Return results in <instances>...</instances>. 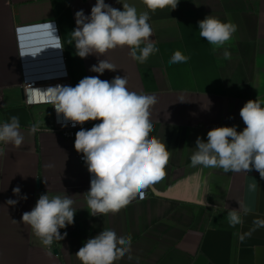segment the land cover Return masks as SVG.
I'll return each instance as SVG.
<instances>
[{
    "label": "crops",
    "instance_id": "crops-1",
    "mask_svg": "<svg viewBox=\"0 0 264 264\" xmlns=\"http://www.w3.org/2000/svg\"><path fill=\"white\" fill-rule=\"evenodd\" d=\"M121 2L138 13L149 11L142 0ZM95 3L0 0V124L18 117L25 137L19 148L7 144L0 154V264H82L76 252L103 229L132 238L130 252L115 264H264V226L255 223L264 220V178L254 169L225 173L192 167L190 159L197 137L206 142L209 130L246 127L239 112L248 100L264 107V0H179L174 10L149 11L150 39L158 51L144 63L133 60L127 46L102 57L76 55L75 13L90 15ZM105 3L123 10L118 0ZM210 15L237 28L219 48L199 35L198 22ZM48 22L61 49L48 43L50 30L38 27ZM33 46L45 49L36 57H20ZM176 51L188 60L171 63ZM101 59L117 69L91 71ZM66 74L73 87L84 77L111 81L119 75L129 91L156 97L149 135L168 147L166 176L116 214H90L86 192L92 176L77 159L74 141L47 128L54 122L52 105L27 102V80L43 79L38 85L45 89L53 83L49 79ZM32 125L38 131L30 135ZM17 186L20 194L14 195ZM47 192L69 195L76 210L74 223L60 229L67 235L54 240L52 250L21 222ZM9 199L18 203L9 205ZM233 210L241 218L234 226L228 220Z\"/></svg>",
    "mask_w": 264,
    "mask_h": 264
},
{
    "label": "clouds",
    "instance_id": "clouds-1",
    "mask_svg": "<svg viewBox=\"0 0 264 264\" xmlns=\"http://www.w3.org/2000/svg\"><path fill=\"white\" fill-rule=\"evenodd\" d=\"M118 2L122 3L121 0ZM142 2L149 11L155 12L166 7L174 10L179 0ZM122 7L123 10H120L105 3V0H96L90 15L86 16L83 10L75 13L76 28L71 32V40L75 42L77 56L82 59L92 54L102 57L109 50L127 46L130 57L144 63L158 51L150 39L153 30L148 23L149 11L138 13L128 3H122ZM38 27L50 30L45 32L51 38L48 43L57 49L62 48L53 23ZM198 29L200 37L216 48L229 41L237 30L235 24L211 15L198 22ZM44 49L33 46L27 52L22 50L20 57H36ZM223 55L225 59L230 58L227 50ZM187 60L188 57L176 51L171 63ZM116 69L108 60L101 59L92 66L91 71L103 74L105 70ZM126 85V78L119 75L111 81L88 76L74 87L58 84L40 89L31 86L27 93L29 104H51L58 122L65 126L68 122L75 127L88 121H101L90 129L81 127L74 141L75 150L83 154L92 176L90 189L86 192L92 216L118 213L137 195L143 199L144 190L166 176L165 169L170 159L168 147L149 135L153 130L149 109L156 103V97L129 91ZM239 115L246 125L242 131L238 132L236 126H221L207 132L206 142L197 137L195 151L190 158L192 167L219 168L225 173H247L254 169L264 178V107L257 99L248 100ZM36 131L38 127L32 125L29 134ZM24 139L18 117L12 116L10 122L0 125V142L5 145L12 144L19 148ZM3 152L4 149L0 148V154ZM13 194H20L19 186L13 188ZM22 198L27 199V196ZM17 203L13 199L7 201L12 206ZM73 203L69 195L50 197L47 192L40 195L31 211L22 214L21 222L31 227L44 246H50L54 240L61 241L67 235L66 232L61 235L60 229L74 223L76 210L72 207ZM244 212L247 213L246 208ZM228 220L233 226L241 223L235 210L229 212ZM255 223L264 226V220ZM131 242V236H117L114 230L103 229L89 238L75 255L82 264H115L130 252Z\"/></svg>",
    "mask_w": 264,
    "mask_h": 264
},
{
    "label": "built area",
    "instance_id": "built-area-1",
    "mask_svg": "<svg viewBox=\"0 0 264 264\" xmlns=\"http://www.w3.org/2000/svg\"><path fill=\"white\" fill-rule=\"evenodd\" d=\"M41 80H43V79H30V80H27L24 83V88L27 91L30 90L31 86L34 87V88H40V86L38 84L42 82ZM49 81L53 82L52 85H49V86H55V85H58V84L59 85H66V86H72L67 74L62 76V77H59L57 79H54V80L53 79H51V80L49 79ZM49 86H47V87H49ZM47 87H45V89ZM62 119L63 118L61 117L60 120L62 121ZM100 122L101 121H99V120H97V121H88V122H85L83 125L77 124L75 127L72 126L71 122H68L67 125L65 126L61 122H58V117H57V114H56L55 109H54V122L47 128L52 130V131H55L56 133H58L60 135H62L66 139H70V140L75 141V134H76L77 131H79L81 129V127H83L84 129H89L94 124H98ZM2 124H0V125H2ZM4 145H5L4 143L0 142V148L4 147ZM75 155H76L77 159L80 162H85L84 159H83V154L82 153H78L75 150ZM53 244H54V241L49 246V249L52 250V248L54 246Z\"/></svg>",
    "mask_w": 264,
    "mask_h": 264
},
{
    "label": "water",
    "instance_id": "water-1",
    "mask_svg": "<svg viewBox=\"0 0 264 264\" xmlns=\"http://www.w3.org/2000/svg\"><path fill=\"white\" fill-rule=\"evenodd\" d=\"M55 252H58L57 250Z\"/></svg>",
    "mask_w": 264,
    "mask_h": 264
}]
</instances>
